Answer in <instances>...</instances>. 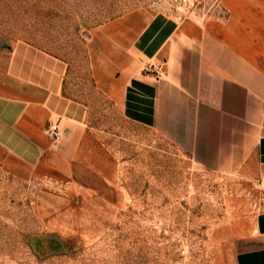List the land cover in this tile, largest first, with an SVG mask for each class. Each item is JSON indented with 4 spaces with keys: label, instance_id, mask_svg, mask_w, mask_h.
<instances>
[{
    "label": "rangeland",
    "instance_id": "374dc122",
    "mask_svg": "<svg viewBox=\"0 0 264 264\" xmlns=\"http://www.w3.org/2000/svg\"><path fill=\"white\" fill-rule=\"evenodd\" d=\"M156 12L264 75V0H0V264H234L264 244L256 164L201 163L126 108L131 38ZM22 46L61 62L82 120L28 100L7 72Z\"/></svg>",
    "mask_w": 264,
    "mask_h": 264
},
{
    "label": "crops",
    "instance_id": "0c3cea01",
    "mask_svg": "<svg viewBox=\"0 0 264 264\" xmlns=\"http://www.w3.org/2000/svg\"><path fill=\"white\" fill-rule=\"evenodd\" d=\"M131 46L143 62L127 83L125 104L135 120L201 163L256 164L264 178V75L257 67L213 34L189 33L162 12L141 24ZM60 63L22 46L7 72L46 114L78 122L83 114L61 94ZM19 107L21 114L26 103ZM233 263L264 264V244L236 252Z\"/></svg>",
    "mask_w": 264,
    "mask_h": 264
},
{
    "label": "built area",
    "instance_id": "2783aa9c",
    "mask_svg": "<svg viewBox=\"0 0 264 264\" xmlns=\"http://www.w3.org/2000/svg\"><path fill=\"white\" fill-rule=\"evenodd\" d=\"M50 130H51V135H55L57 137L58 130L55 124L51 125Z\"/></svg>",
    "mask_w": 264,
    "mask_h": 264
}]
</instances>
